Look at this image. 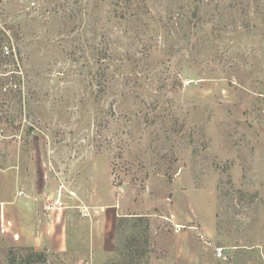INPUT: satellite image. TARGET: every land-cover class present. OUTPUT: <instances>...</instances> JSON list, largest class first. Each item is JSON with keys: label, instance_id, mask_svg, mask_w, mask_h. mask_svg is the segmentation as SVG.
I'll list each match as a JSON object with an SVG mask.
<instances>
[{"label": "rangeland", "instance_id": "374dc122", "mask_svg": "<svg viewBox=\"0 0 264 264\" xmlns=\"http://www.w3.org/2000/svg\"><path fill=\"white\" fill-rule=\"evenodd\" d=\"M0 46V264H264V0H0Z\"/></svg>", "mask_w": 264, "mask_h": 264}, {"label": "trees", "instance_id": "16d2710c", "mask_svg": "<svg viewBox=\"0 0 264 264\" xmlns=\"http://www.w3.org/2000/svg\"><path fill=\"white\" fill-rule=\"evenodd\" d=\"M0 50L2 51V53H1V55H2V58H4L5 60H7V58L9 59H12L13 61H14V59H15V57H16V53H14L13 51V49L11 48H9V47H5L4 49L0 46ZM3 55H7V58L6 57H4ZM5 84H7V83H0V89H1V91L4 89V87H5ZM8 85V84H7ZM17 93H15V91L14 90H10V94H12V96H14V98H17L19 95H21L22 94V92L21 91H16ZM19 92V93H18ZM6 121H9L8 120V118H7V120ZM142 255V254H141Z\"/></svg>", "mask_w": 264, "mask_h": 264}, {"label": "built area", "instance_id": "2783aa9c", "mask_svg": "<svg viewBox=\"0 0 264 264\" xmlns=\"http://www.w3.org/2000/svg\"><path fill=\"white\" fill-rule=\"evenodd\" d=\"M218 251H220V250H218ZM221 253V252H220Z\"/></svg>", "mask_w": 264, "mask_h": 264}]
</instances>
